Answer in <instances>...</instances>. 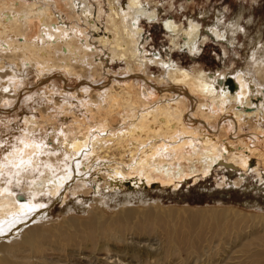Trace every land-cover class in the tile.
<instances>
[{"label":"bare ground","instance_id":"bare-ground-1","mask_svg":"<svg viewBox=\"0 0 264 264\" xmlns=\"http://www.w3.org/2000/svg\"><path fill=\"white\" fill-rule=\"evenodd\" d=\"M141 1L128 0L118 8L116 0H109L108 32H102L90 0H0V71H5L0 79L10 77L1 79L0 99L15 95L17 83L28 69L35 68L44 77L37 80L42 88L56 84L51 85V78L61 80L60 97L54 105L58 110L62 107L59 115L64 112L60 119L54 118L50 105L40 108V113L25 112L24 128L15 138L23 143L14 141L0 157V176L7 175L12 181L11 171L17 170L21 178L16 181L28 184V190L19 193L0 179V227L4 229L0 264H162L168 259L171 264L170 257L179 254L180 240L189 230H200L191 236L200 238L203 227L210 228L203 238L206 250L214 252L222 241L215 240V235L221 230L227 235L228 223L232 219L231 226L236 221L233 217H249L264 228V213L258 210L247 214L233 206L174 209L175 205L166 206L168 210L159 200L145 199V190L173 191L209 175L217 163L242 175L256 171L262 181L264 174L256 158L264 163V101H259L264 98L257 97L259 91L247 68L211 73L201 67H185L171 54L163 58L159 52L146 53L140 20L160 18L158 9ZM237 18L232 20L233 32L239 30ZM162 26L170 35L172 48L180 45L191 51L201 39L202 25L196 19L178 24L168 16ZM207 30L218 40L235 42L221 28L219 15ZM105 49L110 59L123 63V75L102 76ZM256 51L251 60L260 71L264 52L258 58ZM152 63L161 65L158 74L152 72ZM259 76L264 84L263 73ZM71 77L78 79L74 86L67 85ZM245 125L252 130L242 132ZM39 126L44 131L37 136ZM97 158L99 174L79 184V193H91L90 202L70 207L87 210L86 215L67 210L58 219H43L46 209L40 208L38 197L58 194L76 167L88 171ZM240 176L232 183L240 184ZM224 180L217 187L225 185ZM125 186L132 192H122L121 198L118 194ZM105 198L127 202L109 211ZM137 199L144 206L129 205ZM28 208L35 211L21 215ZM18 231L21 234L16 238ZM237 231L240 235L242 230ZM253 239L262 244L264 234H254L248 246L255 245ZM257 252L261 260L252 257L247 264H264V248ZM252 254L251 250L245 256Z\"/></svg>","mask_w":264,"mask_h":264},{"label":"rangeland","instance_id":"rangeland-1","mask_svg":"<svg viewBox=\"0 0 264 264\" xmlns=\"http://www.w3.org/2000/svg\"><path fill=\"white\" fill-rule=\"evenodd\" d=\"M108 1L109 0H90V2L93 3L95 7V14H97L95 15V18L97 17L99 26L101 27L100 31L103 30L105 32H108L106 25H107V16L110 13L109 11L110 4ZM116 1H117L116 3L114 2L115 5L118 8H120V6L123 7L124 5H126V2L128 0H116ZM141 2L146 4L147 6L152 7V9L153 8L158 9L159 11L158 18H160L159 20L155 19L149 21L148 19L143 17L140 20V25H142V27L144 28V33H143L144 38H143V43L141 45L145 43L146 53L151 55L154 52H159L163 58H167L169 54H171L172 58L175 61H177V63L185 67H197V68L201 67L211 73L218 70L233 71L237 68H247L249 69V73H251V77L254 79L253 83L254 84L256 83L255 86L259 91V95L257 97L261 95V97L264 98V84L259 76V74L261 73H263L264 76V66L260 71H258V69L254 67V63L252 61L253 59L251 58L252 52L254 50L259 51V52L256 51V53L258 54V58H262L261 53L264 52V47H262V45H264V0H142ZM218 15L220 17L221 28L226 29L228 31V37L230 39L233 38L235 39L234 43H229V41H225V40H218L214 36L210 35V32L207 30L208 26L212 24L213 21L216 20V16ZM168 16H171L178 24L181 23L187 24L188 21L191 19H196L201 23L202 34H201V39L198 41L196 49L190 51L188 49L180 48V45H178V47L175 48L171 47L169 40L170 35H168V33L163 29L162 26V21H164V19L167 18ZM237 17L239 18V30L233 32L232 22L236 21ZM178 42H182V39L178 38ZM101 54H102L101 71L103 77L106 75H111L113 73L120 75H123L125 73L123 63L120 60L113 61L112 59H110L108 56L107 49H105V51ZM149 65L151 66L153 73L158 74L159 70L161 71L160 64L157 65L152 63ZM106 70L108 72H106ZM3 72L5 71L4 70L0 71V74ZM90 77L91 76L89 77L87 76L86 78L90 79ZM4 78L9 79L10 77L9 76L1 77V79ZM39 78H44V77L42 75H37L35 68H31V70L28 69L24 77H22V80L18 82L17 85L15 86V89L17 90V92L15 90V95H7L5 98L0 99V144H8L11 147L14 141H18L15 138L19 134V132L24 128V126L22 125L23 124L22 119H23V115L26 114L25 112L28 113L33 111L40 113V108L42 107L47 108L50 105L49 109L55 111L53 112L54 118L58 117V119H60V116L64 114V112H61V114L59 115V112L61 111L62 107L60 110H58L57 107L54 105L57 97H60L59 89H58L60 87L58 86H60V84L62 83L61 80L51 78L53 81L51 82V85L53 83L56 84H53L52 88H46V87L42 88V86L37 85V80ZM258 79H260L261 81ZM77 81H78L77 77H71L67 85H70L71 83V85L74 86L75 84H77ZM1 84H2V80L0 81V93L2 88ZM20 90L23 91L20 92ZM52 93L54 96L52 95ZM41 94L43 97L41 96ZM50 94L52 95V98L48 97ZM14 96L17 97L14 98ZM68 97H72V96L69 95ZM48 98L50 100H48ZM259 101L263 102L264 99L263 100L259 99ZM9 108L10 110H13V112L6 111ZM20 124L23 127H21ZM43 129L44 128L42 126H39L37 128L36 130L37 136H40L39 134L43 133L44 131ZM50 129H52V126H50L49 130ZM251 130H252L251 128H249L248 126L246 127L245 125L242 132L244 131L248 132ZM220 132H223V130L218 131V133ZM5 152L6 151L4 152L0 151V157L4 156ZM99 160H100L99 158L93 159L92 164H90L91 167V169L89 168L90 171L88 169H87L88 171L84 169L79 170L80 166L76 167L75 169L77 172L74 169V172H71L72 174L70 173L71 176L68 177L69 179L68 178L66 179L65 184L62 183L63 185L61 186L63 187H60L61 191L58 192V194L56 193L50 197L51 193L47 195L45 193L44 194L42 193L38 197L41 200L40 202H42L40 208L42 209L43 207V209H46L44 213L45 218L43 217V219L46 218L47 220L58 219V217L65 215L67 210L68 213H75L81 216L86 215L87 210L85 212H82L79 208H74L75 209L74 210V209H70V207L72 205L82 207V205L79 203L80 201L82 202L84 200H87L90 202L91 193H89L88 195H85L81 191L79 193V184L83 180H88V179L92 180L91 179L92 177H94L96 174H99L97 173L98 171L97 169L100 167L99 163L97 164L98 167L96 166V162H99ZM256 160H257L256 162L259 161V163H261V167H262V165L264 164L262 162L263 160H259L258 158H256ZM261 167L260 170L262 169L261 172L262 174H264V165L262 168ZM228 170L229 169L224 168L221 164L217 163L214 165L212 172L209 175L199 178L200 179L198 180L199 182L198 181L193 182L191 180L190 183L188 184L183 183V185L178 186L173 191L168 189H166L165 191H161V190L159 191V189H148L145 190L144 196L145 199L148 197L147 199L149 201L150 200L161 201L160 202L162 205L161 207L164 209H168L166 206L168 207L170 206L169 208H173L174 205H175L174 209L175 207L177 209L179 207L203 208V207H212V206H217V207L233 206L240 210L248 212L247 214H251L252 212L257 210H258L257 212L261 211L264 213V178H262V181L258 180L259 175L256 173V171H254V173L247 172L245 173V175L244 174L242 175L240 174L241 173L240 171L231 172V169L229 171ZM11 172L13 173L14 180L9 181L7 180L8 176L7 175L3 176L4 174H2L1 175L2 177L0 176V179H2L1 182L5 181L4 183L8 184L11 188L14 189V191L19 193H23L26 190H28L27 189L28 186H26L28 185L27 183L21 182L20 185L18 180L16 181L17 178L18 179L21 178V177L19 178V176L17 175L16 173L17 170ZM239 175H241L240 176L241 183L238 185L232 183L235 177L238 178ZM25 176L23 177V179L28 180L27 179L28 177L25 178ZM223 178L224 179L226 178L227 184L228 181L231 182V184L227 185L226 183H224L225 185H222V187L221 186L217 187L216 185L217 182H222V180H224ZM16 184H18V186ZM212 188L214 190L208 191L209 189ZM127 189L128 188H126L125 186V190L121 191L120 192L121 194L118 195L121 196V198H123L122 192L125 191L132 192L130 189H128L129 191ZM219 192L226 193V196L224 197L220 196ZM105 199L108 207L106 205L105 206L103 205L102 207L103 208L107 207L106 210L109 211L112 210L114 211L117 208V206L119 207L125 204V202H127L126 200L123 202L122 200L114 201L109 198H105ZM118 201L120 202V204ZM115 202L116 205L114 204ZM139 202L140 200L138 199L136 201H130L129 205H132L133 207H139L141 205L144 206L143 203H140L139 205ZM112 203L113 205L110 206V204ZM248 204H250V206H247ZM254 204L258 206H262L263 208L262 209L257 208L258 206L253 207L252 205ZM112 206L115 207V209ZM233 218L236 219V221H234V224L231 226L230 223L232 219L228 223V226L226 227L225 230L226 232H228L227 235L224 234L223 230H221L222 232H219V235H217L214 232L217 235V236L215 235V238H217L215 240H218L219 238H220L219 240H222V241L218 240L220 242V243L218 242L220 246L218 244V249H216L214 252H211L212 251L211 248H208L206 250L207 241L205 240V238H203L206 237V233L209 231L210 228L206 226L203 227V231L201 232L200 238H194V237L191 238L192 235L198 233L200 230L194 229L193 232L189 230L188 233L186 234V237L180 240V244L178 245V249L180 251L179 254H175L174 259L173 257H170V259L172 258L171 264H194V263L195 264H230L232 261H234L233 263L236 262L238 264L237 260L239 261L242 260L245 262L244 263L241 261L240 264H247L248 259L251 260L253 258H256L254 260H261V257L259 256L260 254H258L257 251H259V248L261 247L262 249L264 248V245L262 246V244H264V241L261 244V241L253 239L252 243L255 244L254 246H248L247 244L250 243L251 238L253 237L254 234L256 236H260L264 234V228H261L263 224L259 223V225H257V223H255V221L249 217L243 219H238L235 217ZM161 220H162L161 223H164L166 221L164 218H162ZM39 221L41 222V220ZM178 222L181 223L180 221ZM30 224L33 223L30 222ZM232 230H234V233H231ZM237 230H242L240 232L241 233L240 235H236L235 232H238ZM20 234L21 233L18 231L17 234L15 235L16 238H18ZM237 237L239 240L235 241L234 243H231V241H233L232 238L236 239ZM8 239L11 240V237H9ZM251 250L255 254H252L250 258L249 256L247 258L246 256L251 253ZM241 253H243L244 255H242ZM256 254H258V257H256ZM176 255H179V257H177ZM237 256L240 258H238ZM241 256H243V258ZM226 258L229 259L227 260ZM168 261L170 264L169 259ZM168 261L164 260L165 263L162 261V264H168Z\"/></svg>","mask_w":264,"mask_h":264},{"label":"snow or ice","instance_id":"snow-or-ice-1","mask_svg":"<svg viewBox=\"0 0 264 264\" xmlns=\"http://www.w3.org/2000/svg\"><path fill=\"white\" fill-rule=\"evenodd\" d=\"M7 91H8V89H5V92H7ZM18 143H23V141H18ZM37 146L39 147V145H37ZM9 147H10V145H8V144H0V151H7ZM9 163H11V162H9ZM20 164L23 165L24 161L21 160ZM19 166L20 165H17V167H19ZM33 211H35L34 208H28V211L26 213H22L21 215H28V214L32 213ZM3 231H4V229L2 227H0V233H3Z\"/></svg>","mask_w":264,"mask_h":264},{"label":"water","instance_id":"water-1","mask_svg":"<svg viewBox=\"0 0 264 264\" xmlns=\"http://www.w3.org/2000/svg\"><path fill=\"white\" fill-rule=\"evenodd\" d=\"M211 190H214V189L212 188V189H209L208 191H211ZM219 194H220V196H222V197L226 196V193H222V192L220 193V192H219Z\"/></svg>","mask_w":264,"mask_h":264}]
</instances>
